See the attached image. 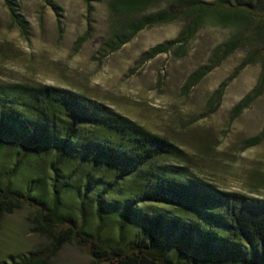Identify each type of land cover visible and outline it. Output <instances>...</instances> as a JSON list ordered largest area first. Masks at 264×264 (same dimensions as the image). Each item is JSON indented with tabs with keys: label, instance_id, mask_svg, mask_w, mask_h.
I'll list each match as a JSON object with an SVG mask.
<instances>
[{
	"label": "rangeland",
	"instance_id": "rangeland-1",
	"mask_svg": "<svg viewBox=\"0 0 264 264\" xmlns=\"http://www.w3.org/2000/svg\"><path fill=\"white\" fill-rule=\"evenodd\" d=\"M179 1L0 0V83L53 85L101 101L181 147L195 175L264 198V90L242 106L264 73V57L254 55L264 48V21L209 6L192 37L153 55L187 25L192 11L152 22ZM117 36L125 43L117 46ZM36 167L48 175L46 164ZM63 211L105 244L119 241L120 227L108 221L100 228L94 208L83 214L69 198ZM35 217L25 206L0 218V262L50 245L35 232ZM52 264L107 263L67 244Z\"/></svg>",
	"mask_w": 264,
	"mask_h": 264
},
{
	"label": "trees",
	"instance_id": "trees-1",
	"mask_svg": "<svg viewBox=\"0 0 264 264\" xmlns=\"http://www.w3.org/2000/svg\"><path fill=\"white\" fill-rule=\"evenodd\" d=\"M213 5L264 21L261 0H180L152 22L192 11L186 27L152 54L192 37ZM123 39L117 36V46ZM256 51L264 57V48ZM263 90L264 73L242 106ZM186 158L171 140L94 98L47 84L0 83V218L30 206L35 232L50 242L0 264H52L67 244L85 247L96 263L264 264V198L221 189L195 175ZM69 198L83 214L94 208L100 228L116 223L119 241L105 244L64 212ZM128 230L134 234L126 240Z\"/></svg>",
	"mask_w": 264,
	"mask_h": 264
}]
</instances>
